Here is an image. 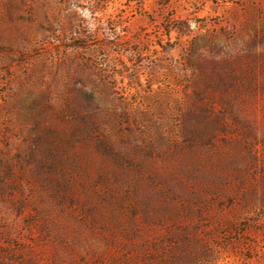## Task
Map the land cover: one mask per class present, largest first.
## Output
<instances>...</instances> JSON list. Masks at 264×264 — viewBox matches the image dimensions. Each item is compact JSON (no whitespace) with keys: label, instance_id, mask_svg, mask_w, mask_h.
Listing matches in <instances>:
<instances>
[{"label":"rangeland","instance_id":"rangeland-1","mask_svg":"<svg viewBox=\"0 0 264 264\" xmlns=\"http://www.w3.org/2000/svg\"><path fill=\"white\" fill-rule=\"evenodd\" d=\"M0 264H264V0H0Z\"/></svg>","mask_w":264,"mask_h":264}]
</instances>
